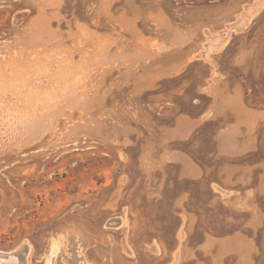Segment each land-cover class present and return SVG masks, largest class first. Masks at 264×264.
<instances>
[{"label": "rangeland", "instance_id": "1", "mask_svg": "<svg viewBox=\"0 0 264 264\" xmlns=\"http://www.w3.org/2000/svg\"><path fill=\"white\" fill-rule=\"evenodd\" d=\"M234 1L0 0V264H264V10L242 99L190 56Z\"/></svg>", "mask_w": 264, "mask_h": 264}, {"label": "crops", "instance_id": "2", "mask_svg": "<svg viewBox=\"0 0 264 264\" xmlns=\"http://www.w3.org/2000/svg\"><path fill=\"white\" fill-rule=\"evenodd\" d=\"M234 2L237 4L235 7L237 11L230 15H214L216 17L210 15L209 20L207 19L201 24V29L205 30L206 38L200 49L192 52L190 56L193 58V64L200 62L208 69L206 80L208 84L213 85L222 76L227 85V93H229L227 97L242 99L243 95H237L241 92V88L240 83L236 80L235 71L230 68L225 69L216 60L215 55L226 51L235 36L250 31L254 22L261 16L259 14L264 10V0H235ZM203 59L207 61H203ZM184 64H186L184 60L179 61L170 66L169 70L171 72L178 71L184 67ZM237 82L239 84H235ZM233 84L236 85L235 92L231 86Z\"/></svg>", "mask_w": 264, "mask_h": 264}, {"label": "bare ground", "instance_id": "3", "mask_svg": "<svg viewBox=\"0 0 264 264\" xmlns=\"http://www.w3.org/2000/svg\"><path fill=\"white\" fill-rule=\"evenodd\" d=\"M30 248L31 247L29 246V244L24 242L17 250H15L12 253H8V254L15 253V254H17L16 257H13L11 259H7L5 255H2V257L4 259H6L8 261V263H10V264H27L28 263V256H29ZM52 250H53L52 254L53 255L56 254V252L58 251V244L57 243H55L53 245V249ZM1 252H3V251H1ZM17 257H19V258H17ZM3 263H5V262H3Z\"/></svg>", "mask_w": 264, "mask_h": 264}, {"label": "water", "instance_id": "4", "mask_svg": "<svg viewBox=\"0 0 264 264\" xmlns=\"http://www.w3.org/2000/svg\"><path fill=\"white\" fill-rule=\"evenodd\" d=\"M6 256L7 259H11L13 257H16L17 254L13 253V254H4ZM18 258V257H17Z\"/></svg>", "mask_w": 264, "mask_h": 264}]
</instances>
